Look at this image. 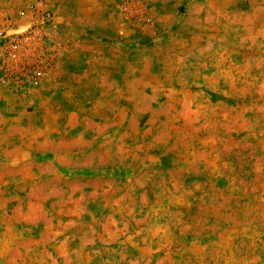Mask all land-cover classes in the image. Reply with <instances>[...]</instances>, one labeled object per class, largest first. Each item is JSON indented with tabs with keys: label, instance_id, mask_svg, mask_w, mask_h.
Masks as SVG:
<instances>
[{
	"label": "rangeland",
	"instance_id": "rangeland-1",
	"mask_svg": "<svg viewBox=\"0 0 264 264\" xmlns=\"http://www.w3.org/2000/svg\"><path fill=\"white\" fill-rule=\"evenodd\" d=\"M0 264H264V0H0Z\"/></svg>",
	"mask_w": 264,
	"mask_h": 264
}]
</instances>
